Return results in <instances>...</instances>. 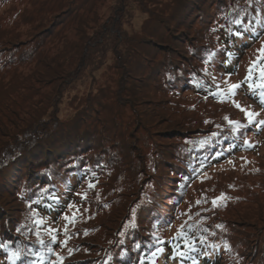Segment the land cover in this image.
I'll use <instances>...</instances> for the list:
<instances>
[{"label":"trees","instance_id":"obj_1","mask_svg":"<svg viewBox=\"0 0 264 264\" xmlns=\"http://www.w3.org/2000/svg\"><path fill=\"white\" fill-rule=\"evenodd\" d=\"M189 1L194 7L185 8ZM213 5H216L214 10L210 9ZM263 5L264 0H178L174 11L170 5L164 6L161 14H156L158 11L150 13L149 21L156 26L148 32L149 21L144 24V30L130 53L131 59L126 60L123 66L125 81L130 85H121L126 95L120 92L116 96L119 101L123 100L122 96L131 100V109L136 113L129 135L119 133V128L115 129L116 122L110 126L107 124L108 113L101 117L98 108H108L105 103L97 105L96 114L86 110L82 114L78 112L71 122H67L69 125L64 123L55 128L57 125L48 122L51 120L47 114L52 115L58 109L56 98L66 82L63 73L71 72L64 70L65 58L75 53L83 55L82 48L87 45L85 39L90 36L88 21L82 16L74 17L73 23L79 24L76 26L79 40L69 43L70 38L65 36L58 39L59 45L64 44V47L57 50L50 61L44 59L49 56H43V50H38L48 33L52 35L50 39L53 38L55 25L67 16L70 5L62 6L54 13L53 19L36 29L28 40L14 37L10 40L0 34V71H9L29 61L39 62L42 67L41 86L36 87L33 99L25 102L26 97L15 94L20 72L13 76V84L8 83V89L0 86V244L7 245L0 247V264H31L33 261L36 264H159L161 256L165 258L161 264L167 260H170L168 264H217L221 260L224 264H264V217L259 220L245 218L240 221V227L220 217L218 225H215L213 220L204 219L202 215L208 213L202 212L204 207H199L182 229L183 240L165 242L161 239L163 229L177 216L175 207L185 194L188 183L204 169L209 159L247 144L240 138V130L250 128L252 124L249 125L247 119L239 122L237 118L218 121L220 115L216 113L192 125L189 118L185 120L173 114L170 116L169 112L163 113L162 110H167L168 106H159L157 103L160 100L147 96L148 87L159 90L163 97L169 89L175 93L183 89L210 91L211 97L215 95L211 93L213 82L206 76L197 58L207 59L210 68L218 70L235 67L230 61L239 53L236 45L246 43L249 37L254 39L255 30L263 31ZM198 6L204 7L199 13L202 23L212 22L214 15L222 17L223 22L212 25L218 40H213L210 35L195 37L188 34L185 27H178V23L173 22L176 18H187L191 9L197 12ZM237 20L241 23H236ZM85 23L88 25L86 28ZM84 34L86 37H82ZM215 41L220 42L216 47L213 45ZM92 64H96L94 60ZM45 84L49 87L46 93L41 90ZM132 85L139 91L128 94ZM246 87L249 88L248 84ZM102 88L106 89L101 85L98 89L96 87L98 92L95 89L94 93L87 95L89 100L101 103L99 95L103 96L106 91ZM258 93L259 90H256V95L252 92L256 100ZM14 96L20 98L18 102ZM167 99L172 102L166 97L163 103ZM150 102L154 106H147ZM230 121H238L240 127ZM162 124L163 127H160ZM138 128L140 130L136 133ZM142 129L154 135L147 144L152 145V150L155 148L152 156L144 151L147 147L143 146L145 134L143 139L138 135ZM166 134L170 135L171 142L163 143ZM127 136L134 146L128 144L127 149L123 148L120 152L109 150V145L115 140L127 143ZM173 137L175 142H172ZM138 138L141 139L139 145ZM54 142L59 143L58 146H52ZM160 147H171L172 151L161 152L158 150ZM116 152L126 161H130L128 155L136 158L139 163L134 172L136 178L134 176L133 179L143 182L139 186H129L131 179L127 180L124 200L121 208L114 212H117L114 217L108 222L103 219L97 221L95 219L99 217L94 215L89 218L83 225L84 240L69 247L72 252L68 253L70 258L67 262L57 263L58 259L52 258L53 246L44 244L46 240L42 238V230L35 226L33 213L38 212V215L43 214L49 219L56 218L66 208L77 185L88 186L91 180L108 175L107 170L114 166L115 160H119ZM153 157L157 163L153 171L145 176L143 172L148 170L150 166L147 164L154 160ZM103 171L106 172L103 174ZM86 199L89 206L97 200L91 196ZM97 203L103 208L97 210L100 215L114 210L113 202L110 208L106 206L111 203L108 198L97 200ZM12 250L20 252L19 259L12 258ZM181 252L183 256L179 255Z\"/></svg>","mask_w":264,"mask_h":264},{"label":"rangeland","instance_id":"obj_2","mask_svg":"<svg viewBox=\"0 0 264 264\" xmlns=\"http://www.w3.org/2000/svg\"><path fill=\"white\" fill-rule=\"evenodd\" d=\"M177 2L178 0H4L0 3V34L10 40L13 37L28 40L36 29L48 24V21L53 19L54 13L62 6L65 4L70 5L71 10L67 16L61 23L55 25L54 30L56 29L57 33L55 31L52 39H50L52 35L48 33V37L40 43L38 50H43V56H49L44 59L50 61L52 56H56L57 50L64 47V44L59 45L58 39H64L65 36L66 39L70 38L69 43H75L79 40L76 30V26H79V24L73 23L74 17L82 16L88 21L91 25L88 30L90 36L85 39L87 45L82 48L83 55L75 53L76 56L73 54L65 58L64 70L71 72L63 73V79L66 82L62 85L63 88L60 87V93L56 98L58 109L56 113L53 111L52 115L47 114L51 120L48 122L57 125L55 128H58L64 123L71 122L78 112L82 114L86 110L92 115L93 113L96 114L94 110L98 108L97 105L102 106L105 103L108 108H98L101 117L104 118V114L108 113L107 124L110 126L116 122L117 124H114L115 129L119 128V133L129 135L130 129L133 128L136 113L131 109V100H125L122 96L123 100L119 101L116 97L124 90L121 85H130L125 81L123 66L126 64V60L131 59L130 53L134 49L139 35L144 30V24L150 20V13L153 14V12L158 11L156 14H161L160 10L164 6L170 5L173 6L172 10L174 11ZM191 2H187L185 8L192 5ZM192 6L194 7V4ZM215 7L216 5H213L210 9L214 10ZM197 9V12L191 9L187 18H176L177 21L174 19L173 22L178 23V27H185L187 33L193 34L195 37L199 35L202 38L210 35L213 40H218L217 35L214 34L216 31H212L215 26L212 25L214 22H223L222 17L214 15L212 22L202 23L199 20V13L204 10V7L200 6ZM262 13L264 15V9ZM155 26L156 24L153 21H149L148 32ZM86 27L88 25L85 23L84 28ZM253 34H256L254 39L249 37L248 40L246 39V43L239 42L236 45L240 50L236 57L231 58L230 62L232 63L230 64H235V67L231 69L218 70L215 67L210 68L207 59L197 58L204 67L203 71L207 74L206 76L210 77L213 82L214 88L211 89V93L215 95H212V97L209 95L210 91L203 92L200 90L197 92L192 89H183L175 93L169 89L164 94L172 102L167 99V102L163 103V99H166V97H163L162 92L149 87L147 96L154 98L156 101L160 100L157 103L159 106L166 105V108L168 106L167 110H162L163 113L169 112L170 116L173 114L185 120L189 118L192 125L201 122L200 119L203 121L216 113L220 115L218 121H221V119L228 121L236 118L240 120L239 122L245 121L247 117L240 108L236 107V103L249 108L251 111L260 113L257 120H264L263 104L258 103V100L252 96V91L246 87L247 83H242L246 80L251 63L258 56H264V53L257 51L264 46V28L263 31L255 30ZM82 37H86L85 34ZM219 44V41L213 43L215 47ZM237 57L239 60H236ZM92 60L96 64H92ZM39 65V62L35 64V62L29 61L9 71H0V86L8 89V83L13 84V76L20 72V81L15 86V94L21 98L26 97L25 102L33 99L36 87L40 88L41 86L39 79L42 75V67ZM10 79H12L11 82ZM234 84H242V86L233 90L231 86ZM68 85H71V87H67ZM101 85L106 88L101 89L102 91L106 90L103 96L99 95L101 103L99 100L90 101V96L87 95L94 93L96 87L98 89ZM45 86L41 90L46 93V88L48 91L49 87L46 84ZM23 87L25 88L22 89ZM97 89L96 92H98ZM133 91L139 90L132 85L128 88L127 93ZM62 92L64 94H61ZM38 95L39 93L36 99ZM13 98L16 99V102L20 99L15 96ZM148 104L154 106L151 102L147 103V106ZM85 117L84 115L83 118L87 120ZM69 124L67 123V125ZM160 127H163V124ZM139 130V128L135 129V132L138 133ZM51 131L49 130V132ZM240 132H242L240 138H243L247 144L238 147V150L226 151L224 155L218 157L216 155L215 159H209L204 169L188 183L185 194L175 207L177 212L175 220L173 219V223L163 229L161 239L165 242L174 239L183 240L182 229L194 217L192 214L199 207H204L202 212L208 213L202 215L204 219L209 222L213 220L212 223L215 225H218L220 217L229 220L238 227L241 226L240 221L245 218L255 217L259 220L258 218L264 217V126L258 127L256 124H252L250 128L240 130ZM138 135H141V139L144 135L143 146H147L154 136L153 134L151 136L147 131L143 132V129ZM138 135L136 136L138 137ZM165 136L166 138L162 142H171L170 135L166 134ZM141 139L138 138V145L141 144ZM173 141L175 142L174 137ZM132 142L129 136H127V143L124 140L121 142L115 140L111 142L112 145L109 143V150L117 149L120 152L123 148L127 149L128 144L134 146ZM58 144L54 142L52 146H58ZM159 145H157V148ZM152 149L153 147L150 144L144 148V151L147 150V154L152 156L155 154V148ZM170 149L171 147H160L158 150L161 152L166 150L170 153L172 151ZM119 152H116V158H119V160H115L114 166L107 170L108 175H101L91 180L88 186L77 185L73 196L67 202L66 208L56 218L49 219L43 214L38 215V212L33 213L34 220H36L35 226L42 230V238L46 240L44 244L47 247L53 246L52 258H57V263L67 262L70 258L68 253L72 252L70 248L75 243L84 240L85 228L83 225H86L85 223L89 218L94 215V217H99L95 219L97 221L101 219L107 221L109 218L114 217L117 213L114 212L121 208L124 200L123 194L127 180L131 179L129 186H139L143 182L139 181V177V180L133 179L136 174L134 172L138 168L136 166L139 163L135 160L136 158L128 155L130 161H126L120 157ZM153 159L151 163L147 164L150 166H148V170L145 173L143 172L145 176L153 171V166L157 163L155 157ZM161 161L164 162L165 159H161ZM105 172L103 171V174ZM89 196L93 199L97 198V200L108 198L111 203L106 204V206L110 208L113 202L114 210L100 215V211L97 210L103 208L98 206L97 200H93L90 203L91 206H89L86 199ZM213 201H215V204ZM200 212L201 210L198 213ZM95 220H91V222H96ZM223 250L226 252L225 248ZM212 254L215 255V253ZM164 260L165 258L161 256L159 264ZM169 262L170 260H167L165 264ZM221 262L217 264H224ZM229 264L233 263L229 262Z\"/></svg>","mask_w":264,"mask_h":264},{"label":"snow or ice","instance_id":"obj_3","mask_svg":"<svg viewBox=\"0 0 264 264\" xmlns=\"http://www.w3.org/2000/svg\"><path fill=\"white\" fill-rule=\"evenodd\" d=\"M236 23H241L240 20H237ZM237 35H241L240 32L236 33ZM258 52L264 53V46H262L260 49L257 50ZM209 59H211V55L209 56ZM258 73V75H256ZM242 83H247L249 86V89L253 92V95H256V90H259L258 93V100L261 104H264V56H258L256 60H254L250 67L248 68V75L246 77L245 82ZM242 84H234L231 86V88L237 89L240 88ZM235 103V101H234ZM236 107L240 108L241 111H243L247 117L248 124H256L258 127L264 126V120H257V117L260 115V113L251 111L247 107L241 106L239 103H236ZM231 124L236 125L237 128L240 127V123L238 121H230ZM91 186V185H90ZM215 204V201H213ZM19 231V229H18ZM39 235V233H37ZM43 243V241H41ZM189 246H191V242H187ZM0 247H7V245L0 244ZM139 247V245H137ZM213 247H216L213 245ZM12 258L14 259H19L20 257V252L16 250H12ZM36 255H39V253H36ZM155 255V253H153ZM179 255L183 256L184 253L181 252ZM31 264H36L35 261L31 262Z\"/></svg>","mask_w":264,"mask_h":264}]
</instances>
